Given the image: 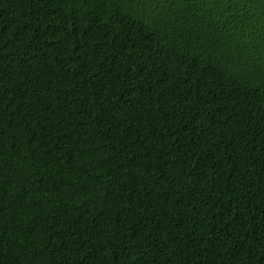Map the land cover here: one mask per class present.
<instances>
[{
	"label": "trees",
	"instance_id": "trees-1",
	"mask_svg": "<svg viewBox=\"0 0 264 264\" xmlns=\"http://www.w3.org/2000/svg\"><path fill=\"white\" fill-rule=\"evenodd\" d=\"M0 264H264V0H0Z\"/></svg>",
	"mask_w": 264,
	"mask_h": 264
}]
</instances>
